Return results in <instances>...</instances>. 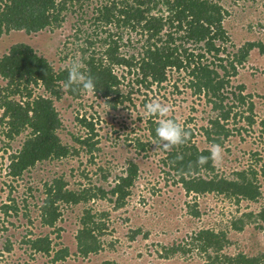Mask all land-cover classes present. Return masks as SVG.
I'll return each instance as SVG.
<instances>
[{
    "label": "trees",
    "instance_id": "16d2710c",
    "mask_svg": "<svg viewBox=\"0 0 264 264\" xmlns=\"http://www.w3.org/2000/svg\"><path fill=\"white\" fill-rule=\"evenodd\" d=\"M92 3L95 4V16L90 20L96 26L93 34L97 39L88 37L85 47H80L82 55L78 64L85 75L93 78L95 89L92 92L97 98L104 99L108 108L116 110L127 101L132 103L131 91L123 88L128 75L134 77L136 84L150 90L154 85L161 87L167 83L174 70L178 75L174 83L176 89L180 78L183 79L180 74L185 73L188 77L185 88L192 89L193 94L203 95L206 105H210L214 115L209 117L206 126L201 127L210 145L223 146L235 130L240 131L230 129L231 122L244 121L249 128L256 123L255 104L249 102L252 96L244 94V84L234 86L231 78L239 75L251 50L260 47L263 52L264 47L261 43L249 42L236 52H230L231 38L223 24L229 12L220 0H0V38L12 31L36 34L61 27L66 20L65 12L76 6L82 11ZM109 25H113V29H102ZM100 29L107 37H98L96 31ZM132 33L139 38L130 37ZM125 35L127 42L123 43ZM136 44H140L137 52L125 54L122 51L126 45L137 48ZM71 66L56 69L26 43L12 45L0 58V79L5 83L0 88V108L3 109L0 124L10 140L26 133L20 149L10 155L8 177L15 182L44 161L79 156L81 151L90 154L93 160L101 151L102 137L93 121L94 116L92 120L86 115L77 117L78 124L85 130L72 137L78 147L64 143L59 136L63 122L55 102L65 96L78 100L88 93L82 87L73 86L77 90L64 88L62 81L67 79ZM116 70L125 73L118 74ZM156 119L150 117L147 120L149 139L146 142L136 139L138 150L146 151L154 141L159 123ZM172 120L177 123L176 119ZM182 128L189 133L186 143L163 151L166 155L163 162L178 176L176 183H180L187 194L222 195L236 203L256 202L261 198L258 172L264 179V164L260 171L252 167L235 171L232 179L220 176L216 174L212 160L202 166L196 164L198 156L210 155L211 148L200 149L193 141L194 130ZM125 174L118 177L110 191L102 186L68 188L64 177L45 183L44 198L39 206L41 225L53 229L63 217V208L88 204L96 199L108 198L115 209L124 207L139 174L138 164L128 162ZM103 178L105 180L107 175ZM25 208L21 209L10 197L1 206V211L6 216L19 217L22 213L28 217ZM193 214L199 216L198 211ZM107 217L106 212L98 214L93 208L84 209L76 235L77 254L87 258L103 250L101 238L106 234ZM259 217L264 221V209L259 215L242 214L230 222V228L241 232ZM24 244L31 254L50 257L51 263L65 261L71 252L68 247L57 248L49 234L30 237ZM231 245L227 231L201 229L189 243L164 248L162 256L169 259L196 249L205 255L208 264H264V252L256 255L238 252L232 256L225 252ZM6 248L8 252L12 250L11 245ZM102 264L118 263L108 260Z\"/></svg>",
    "mask_w": 264,
    "mask_h": 264
},
{
    "label": "rangeland",
    "instance_id": "374dc122",
    "mask_svg": "<svg viewBox=\"0 0 264 264\" xmlns=\"http://www.w3.org/2000/svg\"><path fill=\"white\" fill-rule=\"evenodd\" d=\"M220 3L229 12L223 24L231 38L230 52H236L249 42L261 43L264 47V0H220ZM94 6L92 3L82 11L76 6L65 12L66 20L58 28L36 34L24 31L4 34L0 38V58L12 45L26 43L47 58L56 69L79 63L82 55L80 47H85L88 37L97 39L93 34L96 26L90 20L95 16ZM102 27L113 29L114 26ZM96 33L100 39L107 37L101 29ZM129 36L139 38L134 33ZM124 42H127V35ZM136 46L126 45L122 51L125 54L137 52L140 44ZM97 47L101 48L100 44ZM117 73L125 72L118 70ZM169 76L170 79L163 86L154 85L149 90L136 84L134 77L128 75L123 88L131 91L133 101H127L116 110L108 108L104 99L97 98L92 91L78 100L65 96L56 101L55 106L63 122L58 132L62 141L78 147L72 137L83 134L85 130L78 124L77 117L86 115L92 120L94 116L93 121L102 137L99 144L101 151L93 160L90 154L81 151L79 156L44 161L18 182L8 177L10 155L20 149L26 133L10 140L0 124V264H102L108 260L118 264H208L205 255L196 249L186 255L175 254L169 259L162 256L164 248L189 243L191 237L201 229L227 231L232 240V245L225 250L229 255L264 252L263 219L257 218L255 223L247 224L241 232L230 228V222L242 214L259 215L264 209V179L261 172H258V181L262 196L256 202L236 203L216 194L189 195L180 183H176L178 176L163 162L166 155L162 150H155L153 142L146 151L136 148V139L143 142L149 139L147 120L153 116L146 114L145 105L152 100H158L170 108L166 119H176L181 127L194 130L196 136L193 141L200 149L211 148L201 130L202 126L207 125L209 117L214 115L210 105H206L203 95L193 94L192 89L185 88L184 83L188 81L185 73L180 74L183 79L180 78L178 89L174 86L178 75L172 70ZM231 79L234 86L244 84V94L252 96L249 102L255 104L256 123L250 128L244 121L229 124L230 129L240 131L233 130L234 133L221 146L222 158L215 166L216 174L230 179L235 171L249 167L260 171L264 164V51L260 47L251 50L248 60L240 67L239 75ZM4 84L0 79V88ZM236 110L240 112V109ZM2 113L3 109L0 108V119ZM130 161L138 164L139 174L124 207L115 209L108 198L96 199L88 204L63 208V217L53 229L41 225L39 206L44 198L45 183L64 177L68 188L102 186L110 191L118 177L126 175ZM104 175H107L105 180ZM202 175L206 176L204 172ZM10 197L17 201L21 209L26 206L28 217L22 213L19 217L6 216L1 211V206ZM86 208H93L98 214L106 212L108 217L106 234L101 238L103 250L83 258L77 254L76 235L80 229V217ZM194 211H198L199 216H194ZM48 234L57 248L70 249V256L65 261L51 263L50 257L33 255L24 244L25 239ZM8 245L12 246L10 252L6 248Z\"/></svg>",
    "mask_w": 264,
    "mask_h": 264
},
{
    "label": "clouds",
    "instance_id": "9594fccd",
    "mask_svg": "<svg viewBox=\"0 0 264 264\" xmlns=\"http://www.w3.org/2000/svg\"><path fill=\"white\" fill-rule=\"evenodd\" d=\"M81 65L73 63L68 69V77L62 81L65 89L77 90L82 87V90L91 92L95 89V84L91 76L85 75L81 70ZM73 86H77L74 88ZM145 112L149 116L159 119L158 126L155 129V139L153 145L155 150L170 151L173 147L186 143L189 133L185 131L178 123L172 119H166L170 112V108L162 104L158 100H152L145 105ZM223 149L219 144H212L210 155H200L197 158L196 164L202 166L209 160L213 163H218L222 158ZM180 157H178L179 159Z\"/></svg>",
    "mask_w": 264,
    "mask_h": 264
}]
</instances>
